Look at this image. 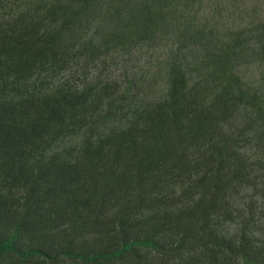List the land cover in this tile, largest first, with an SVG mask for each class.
<instances>
[{"label": "trees", "instance_id": "1", "mask_svg": "<svg viewBox=\"0 0 264 264\" xmlns=\"http://www.w3.org/2000/svg\"><path fill=\"white\" fill-rule=\"evenodd\" d=\"M206 4L0 0V264H264V19Z\"/></svg>", "mask_w": 264, "mask_h": 264}, {"label": "rangeland", "instance_id": "2", "mask_svg": "<svg viewBox=\"0 0 264 264\" xmlns=\"http://www.w3.org/2000/svg\"><path fill=\"white\" fill-rule=\"evenodd\" d=\"M217 6L215 16L213 11ZM205 10L208 18H217L220 21L219 24L226 23V26H232L251 22L255 18L264 19V0H207ZM146 61V58L143 59L139 65H144Z\"/></svg>", "mask_w": 264, "mask_h": 264}]
</instances>
